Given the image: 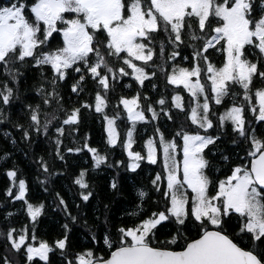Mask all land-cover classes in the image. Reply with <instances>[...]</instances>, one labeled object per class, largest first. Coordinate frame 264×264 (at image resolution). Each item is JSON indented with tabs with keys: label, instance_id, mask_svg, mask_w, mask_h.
I'll list each match as a JSON object with an SVG mask.
<instances>
[{
	"label": "snow or ice",
	"instance_id": "1",
	"mask_svg": "<svg viewBox=\"0 0 264 264\" xmlns=\"http://www.w3.org/2000/svg\"><path fill=\"white\" fill-rule=\"evenodd\" d=\"M257 8L261 10L257 11ZM60 33L63 46L52 49L50 41L54 39V34ZM186 40L199 42V47L196 43L187 44ZM182 45L194 49L192 66L177 65L169 71L164 64L180 56L177 49ZM168 47L172 51L164 64H157L156 60L165 56ZM210 49L224 54L221 67L209 60L206 54ZM250 49L258 50L259 56H253ZM110 57L122 60L123 65L131 69L140 88L145 87V81L151 83L157 76L156 69L165 74L166 83L186 91L190 103L194 105L186 110L184 96L176 93L171 107L186 112L191 124L205 133L214 127L210 118L213 112L210 101L219 106L231 100L232 106L217 117L218 126L223 128L229 123L232 131L250 142L252 147L248 154L251 160L248 165L235 166L230 175L214 184L207 171L210 164L204 153L209 145L220 139L219 136L177 132L176 135L183 141L181 162L176 159V140H167L157 128L167 181L165 210L153 212L135 227L119 228L115 240L104 237V244L109 249L107 257L89 250L77 256L78 264H264V140L256 136L254 127H249L245 103H236L242 95V100L247 102V111L257 122H264V0L260 4L256 0H9L7 5L0 4V117L4 116L2 106L10 105L14 98H18L14 97L15 89L11 85L21 82L24 76L22 69H41V77L44 78L43 67H50L53 74L48 81L51 91L39 89L44 93L46 105L53 100L59 104L63 97L56 91L57 85L67 80L70 73H79L71 91L76 94L84 92L88 82L98 89L95 90L94 103L85 102L81 108L103 114L107 123V143L111 147L121 144L130 161L129 170L135 172L144 160L156 164L158 149L155 139L147 141L146 156L133 151L136 123L147 119L145 108L141 105V94L137 92L131 98L121 97L116 105L123 106L132 125V130L126 133V142L120 141L116 127L119 114L112 117L106 114L107 93L114 87L112 82L118 80V74L119 77L130 75L125 67L111 66ZM182 59L187 60L188 57ZM149 68L153 70L149 71ZM202 73L207 86L202 82ZM256 83L261 87L255 88ZM151 86L153 89L156 87L155 84ZM236 87L242 89V93H238ZM143 99L148 100L149 97L144 96ZM155 103L160 106L159 112L151 103L146 108L152 120L159 119L161 112L171 120L170 110L164 107L168 101L160 98ZM27 107L30 110V127L37 134L47 136L51 120L47 116L42 120L39 105ZM79 123L80 108H74L61 121V126L55 128L58 134L55 141L57 155L61 160L63 156L59 147L62 140L59 137L65 134L63 126ZM24 138L30 139L27 129ZM233 143L236 141L233 140ZM83 147L92 154L96 168L102 164L114 167L123 163L108 164L106 155H101L87 143ZM82 150L68 149L69 152ZM41 166L45 172L48 171L46 163L42 162ZM6 175L11 185L5 195L11 197L13 203L22 201L35 225L44 205L36 206L27 200V183L24 179L17 180L15 170L8 171ZM86 176L87 172L81 171L74 183L88 189ZM161 179L157 174L152 181L157 191L160 190ZM111 187L117 188L115 180ZM213 188L214 194L210 193ZM13 189L17 190L15 195ZM187 189L194 194L191 204ZM147 195L144 191L139 192L141 198ZM91 196V191L81 193L85 202ZM60 203L67 211L62 198ZM12 215L9 212L5 218ZM233 216L236 217L238 230L229 233ZM71 218L76 220L74 216ZM170 220L179 226H184L186 221H194L199 238L186 242L180 250L157 247L154 243L155 229ZM64 228L68 230V225L65 224ZM0 235L5 233L0 231ZM245 237L250 241L248 248L236 242L237 238L243 240ZM6 238L15 252L26 251L29 262L37 257L47 262L49 253L55 249L64 250L68 243L65 235L53 246L42 241L35 247L29 239L36 240V236L34 233L30 235L28 227L19 230L11 227L7 229ZM179 238L186 239L180 228L167 244H177ZM3 261L4 264H16L15 260H8L7 257H3Z\"/></svg>",
	"mask_w": 264,
	"mask_h": 264
},
{
	"label": "trees",
	"instance_id": "2",
	"mask_svg": "<svg viewBox=\"0 0 264 264\" xmlns=\"http://www.w3.org/2000/svg\"><path fill=\"white\" fill-rule=\"evenodd\" d=\"M256 2L260 4L261 0H256ZM8 3L9 0H0V4L7 5ZM260 10L257 8V11ZM186 43H196L199 47V42L186 40ZM62 46V33L54 34V39L50 41V47L55 49ZM177 50L180 52V56L176 60L164 64L168 54L172 51L171 47H168L165 56L156 60V63L164 64V67L168 68L169 71L177 65L191 67L194 49L191 46L182 45ZM250 51L253 56H259L258 50L250 49ZM206 55L216 66H219V63H222L224 59L222 52L212 49ZM253 56H249V58L252 59ZM182 57H188V59L184 60ZM108 59L114 68L125 67L130 73L129 76L125 77H119L118 74V80L112 82L114 87L107 93L108 108L105 111L109 117L119 114L120 118L117 119L116 123L120 130L121 142H126V133L132 130V125L127 119L123 106L116 107V105L119 104L121 97L131 98L137 92L141 94V105L145 108L147 119L136 123L133 134L134 151L144 154L149 139H155L160 149L162 145L158 141L159 132H163L167 140L175 139L179 144L182 143V139L176 135L177 132L199 130L196 125L191 124L186 112L171 107L172 97L176 93L184 96L186 110L190 99L186 91L168 85L165 74L156 69L157 76L151 83L145 81V87L140 88L131 73V69H127L122 60L114 57ZM136 63L141 64L139 61ZM148 70L152 71L153 69L149 68ZM22 71L24 76L21 82L11 85L15 89L14 97L18 98H14L10 105L2 106L4 116L0 117V120L3 121L0 123V231L5 233V235H0V264H4L3 257H7L8 260H15L16 264H68L69 261L78 264L77 256L89 250L97 255L107 257L109 249L104 244V237L107 236L115 240L119 228L135 227L142 220L150 217L153 212L165 210L167 201L164 198V193L167 191V181L163 159L162 161L160 159L156 164H150L144 160L140 162V167L135 172L129 170L130 161L121 144L118 143L116 147H111L107 143V123L103 119V114L96 113L93 109L81 108L85 102L94 103L95 90L98 89H95L94 85L88 82L84 92L76 94L71 91V85L79 78V73H70L67 80L57 85L56 91L63 97L59 104L53 100L51 104L46 105L44 104V93H41L39 89L43 88L45 92L51 91L48 81L51 80L53 74L50 67H43L44 78L41 77V69L27 67ZM151 84L156 85L155 89ZM127 85H131V87ZM254 87L259 88L261 85L256 83ZM235 90L238 93L243 91L239 87H236ZM144 96L149 97V99H143ZM160 98H165L168 101L164 107L170 110L171 120L163 112L160 113L159 119L152 120L151 113L146 111L147 105L151 103L159 112L160 106L155 101ZM212 103L218 113L231 106L233 102L226 100L224 105L219 106L215 105L214 102ZM236 103H245L246 117L250 122L249 127L256 129L255 134L258 138L264 137V122H257L251 112L247 111V102L242 100V95L237 98ZM28 105L33 108L39 105L42 120L45 116L51 120L47 136L37 134L30 127ZM74 108H80V123L63 126L65 134L63 137H59L62 140L59 147L60 155L63 156L61 160L57 155L55 141L58 134L55 132V128L61 126V121ZM212 113L211 116L215 122L212 133L217 134L221 131L220 135L222 136H219L220 139L212 145V148L215 149V156L214 161L210 159V164L217 175H228L236 165L247 161L243 157L245 153L247 154L251 144L232 131L230 124L220 130L218 120ZM16 125H23L24 127L18 128ZM157 128L159 132H157ZM25 129L28 130L30 139L24 138ZM233 140L236 143H233ZM85 143L97 149L101 155H106L108 164L117 165V162L120 161L123 163L114 167L102 164L100 168H96L92 154L83 147ZM78 148H83V150L79 152L68 151V149ZM224 157H228V159L225 160ZM42 162L47 164V172L43 170ZM10 170L17 172V180L24 179L26 181L28 186L27 200L36 206L44 205L42 214L35 225L32 224L31 218L27 214L26 205L22 201L13 203L12 198L5 195L6 190L11 185V181L6 175ZM81 171L87 172L88 189H82L74 183ZM157 174L162 178L159 182V191L152 183ZM114 180L117 183L116 189L111 187ZM16 191L13 189L14 195ZM89 191L92 192V196L85 202L81 198V193ZM140 191L146 192L147 197L141 198L139 196ZM61 198L67 205V211H65L64 205L60 203ZM9 212L13 215L6 219L5 217ZM67 213L71 215L69 216ZM73 216L76 217L75 221L71 218ZM65 224L68 225V230L64 228ZM11 227L18 230L28 227L30 235L34 233L36 236V240L29 239V243L35 247H38L42 241L53 246L55 241L63 239L67 235V247L64 250L55 249L49 253L47 262L39 260L38 257L29 262L24 249L17 253L11 248L10 241L6 238L7 229ZM178 228L181 229L183 237L186 239L179 238L177 244H167L173 236L177 235ZM234 229L238 230L235 216L232 217L228 232L232 233ZM155 233L154 243L157 247L174 249H181L186 242L199 236L196 223L192 220L186 221L184 226H179L171 220L163 222L155 229ZM236 241L243 247H248L250 244L247 237L243 240L237 238Z\"/></svg>",
	"mask_w": 264,
	"mask_h": 264
},
{
	"label": "rangeland",
	"instance_id": "3",
	"mask_svg": "<svg viewBox=\"0 0 264 264\" xmlns=\"http://www.w3.org/2000/svg\"><path fill=\"white\" fill-rule=\"evenodd\" d=\"M224 59H225V57H224ZM224 59H223V62H224ZM223 62L222 63H219V66H217V67H221L222 65H223ZM203 66V65H202ZM201 79H202V82L203 83H205L206 84V86L208 85V82L206 81V78H205V75H204V73H202V77H201ZM211 95V94H210ZM189 99H190V97H189ZM211 103H212V101H210ZM254 103H258V101H255L254 100ZM192 106H194L193 104H191L190 102L188 103V105H187V108L188 109H190V107H192ZM232 106V105H231ZM231 106H229V107H231ZM212 107H213V113H212V115L215 117V118H217L219 115H221V114H223V112L226 110V108L225 109H223L222 111H219L218 113L215 111V107L213 106V103H212ZM210 118L213 120V118H212V116H211V113H210ZM213 123H215L214 122V120H213ZM228 124L229 123H226L225 125H224V127H226V126H228ZM116 127H117V130H118V132H120V130H119V128H118V126H117V123H116ZM224 127L223 128H221V127H219L220 128V130H222V129H224ZM202 129H199V130H195V131H188L187 133H194V132H199L200 134H202V135H209V136H212V137H216V136H222V135H220L221 134V131L220 132H217V134L216 133H212V129H208V131H207V133H205L203 130L201 131ZM264 137H261L260 139H263ZM217 141V140H216ZM182 144H183V141H182V143H179V144H177L178 145V147H177V153H178V155H177V157H176V159L178 160V161H181L182 162ZM157 146V145H156ZM251 147L252 146H250V149L247 151V154L245 153L244 154V157L243 158H245V160H247L245 163H241V164H243V165H248L249 163H250V160H251V157L249 156V151L251 150ZM157 149H158V162L160 161V159H161V161H162V159H163V156H162V146H161V148L159 149L158 148V146H157ZM134 151V150H133ZM146 152L144 153V154H142V155H145L146 156V154H147V147H146V150H145ZM215 149H213L212 148V145H209V147L207 148V149H205V153H204V155H205V158L209 161V164H210V159L212 160V161H214V156H215ZM246 155V156H245ZM163 162V161H162ZM241 164H238V165H241ZM237 166V165H236ZM208 171V174H209V176H210V178L212 179V174H213V182H214V184L216 183V182H218L219 180H222V179H224L227 175H225V174H222L221 176L220 175H217V172L215 171V170H213L212 169V167H211V164H210V168L207 170ZM231 173H229L228 175H230ZM220 176V177H219ZM218 180V181H217ZM187 191V196H188V199H189V204H191V202H192V199H193V196H194V194L191 192V190L190 189H187L186 190ZM210 193H213L214 194V188L213 189H210ZM39 246V245H38Z\"/></svg>",
	"mask_w": 264,
	"mask_h": 264
},
{
	"label": "water",
	"instance_id": "4",
	"mask_svg": "<svg viewBox=\"0 0 264 264\" xmlns=\"http://www.w3.org/2000/svg\"><path fill=\"white\" fill-rule=\"evenodd\" d=\"M197 238H199V236L198 237H196V238H194V239H197ZM237 242V241H236ZM238 243V242H237ZM243 247V246H242ZM173 249V248H172ZM175 250H180V249H175Z\"/></svg>",
	"mask_w": 264,
	"mask_h": 264
},
{
	"label": "flooded vegetation",
	"instance_id": "5",
	"mask_svg": "<svg viewBox=\"0 0 264 264\" xmlns=\"http://www.w3.org/2000/svg\"><path fill=\"white\" fill-rule=\"evenodd\" d=\"M243 243V242H242ZM243 245H245L244 243H243ZM249 246V245H248ZM245 248H248V247H245Z\"/></svg>",
	"mask_w": 264,
	"mask_h": 264
}]
</instances>
